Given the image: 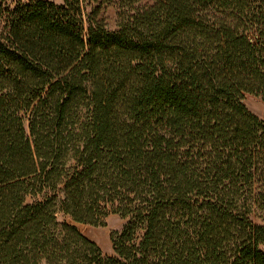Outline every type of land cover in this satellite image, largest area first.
I'll list each match as a JSON object with an SVG mask.
<instances>
[{
  "label": "trees",
  "instance_id": "obj_1",
  "mask_svg": "<svg viewBox=\"0 0 264 264\" xmlns=\"http://www.w3.org/2000/svg\"><path fill=\"white\" fill-rule=\"evenodd\" d=\"M113 1L0 0V264H264V0Z\"/></svg>",
  "mask_w": 264,
  "mask_h": 264
},
{
  "label": "rangeland",
  "instance_id": "obj_2",
  "mask_svg": "<svg viewBox=\"0 0 264 264\" xmlns=\"http://www.w3.org/2000/svg\"><path fill=\"white\" fill-rule=\"evenodd\" d=\"M56 3H62L63 0H51ZM123 0H114L108 4L105 8L103 17L107 24V27L111 31H115L118 28L119 14L121 13V2ZM139 4V3H138ZM137 4V5H138ZM1 28V21H0ZM247 107L250 111L264 120V100L260 97L248 95L246 99ZM105 225L91 226L78 224L80 231L90 238L92 241L98 244L102 251L106 255H112L114 252L113 237L118 231H121L128 218H123L119 214H111L106 218Z\"/></svg>",
  "mask_w": 264,
  "mask_h": 264
}]
</instances>
